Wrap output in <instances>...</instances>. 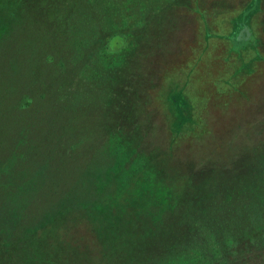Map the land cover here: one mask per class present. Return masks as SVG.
<instances>
[{
	"label": "trees",
	"instance_id": "1",
	"mask_svg": "<svg viewBox=\"0 0 264 264\" xmlns=\"http://www.w3.org/2000/svg\"><path fill=\"white\" fill-rule=\"evenodd\" d=\"M169 1L160 0L158 10L146 8L137 24L121 26L115 20L123 14L119 0H0V191L4 193L0 229H11L15 236L24 229L23 223L37 225L36 246L43 252H35L34 264H168L169 259L183 258L190 252L196 232H206L210 244L217 245L214 253L223 264H234L236 254L243 259L242 254L264 253V179L253 180L249 186L247 174L241 184L236 181L241 173H234L232 167L195 171L188 164L178 166L169 161L171 153L140 150L136 118L149 98L146 85L137 80L140 68L123 67L116 78L99 67L108 39L134 29L146 33ZM260 3L252 0L251 9L232 20L236 24L231 36L233 48L237 43L244 45L238 52L241 58L255 53L263 59L258 42H253V17L248 15L253 10L259 13ZM122 19L126 22V17ZM246 34L248 38H244ZM242 63L247 64L246 69L250 66L245 60ZM85 64L97 75L94 82L87 88L82 82L69 110L65 102L62 106L74 122L85 123L92 116L102 120L108 128L107 140L76 182L54 198L57 215L41 226L39 222L50 213L36 214L30 206L42 200L38 195L45 177L40 163L27 162L28 152L42 143L49 125L56 123L47 118L46 105L35 108L32 104L27 116H18L3 105L22 97L28 87L30 91L36 88L30 85H43L46 78L54 76L53 69H79ZM109 82L113 88L101 94L109 101L100 100V83ZM169 93L168 104L177 116V128L192 123V101L175 86ZM215 173L226 190L218 207L211 203L207 218L212 220L213 213L217 217L213 219L221 224L217 225L223 230V238L217 233L221 245L201 222L208 196L205 180ZM86 216L91 224L75 219ZM55 219L65 221L58 227ZM102 220L108 222L107 229L99 228ZM231 220H244L247 227L241 225L238 231L236 225L228 226ZM210 249L201 251L202 255H212L208 254L213 253L211 245ZM225 255L228 262H224ZM252 263L264 264L258 260Z\"/></svg>",
	"mask_w": 264,
	"mask_h": 264
},
{
	"label": "rangeland",
	"instance_id": "2",
	"mask_svg": "<svg viewBox=\"0 0 264 264\" xmlns=\"http://www.w3.org/2000/svg\"><path fill=\"white\" fill-rule=\"evenodd\" d=\"M251 1L170 0L159 12L156 22L145 29L147 34L134 29L108 39L100 69L109 71L111 76L117 78L116 72H121L123 67L140 68L142 73L137 80L141 79L142 86L146 85L149 98L143 103L144 108L139 109L136 118L140 129L137 137L140 150L162 155L171 153L170 158L167 156L169 161L171 159L178 166L188 164L195 171L232 167L234 173H241L236 180L241 184L247 174L249 186L253 180L264 179V0H259V13L253 10L248 14L253 17L250 22L254 29L253 42H258L263 59L256 58L255 53L241 58L238 52L243 50V42L233 48L231 41L236 28L232 20L250 10ZM179 3L183 6L179 7ZM119 4L123 14L119 13L115 20L121 26L137 24L135 22L142 17L146 8L150 12L160 8V0H119ZM124 16L126 22L122 19ZM138 33L141 34L134 35ZM248 37L249 34L244 35V38ZM142 40L144 43L140 44ZM242 60L249 62L247 69L244 68L247 64L244 65ZM89 66L85 64L79 69L55 68L54 76L46 78L43 85L31 83L30 86L36 88L30 91L28 87L22 97L19 95V98H13L3 105L5 109L17 112L18 116H27L32 104L34 107L46 105L44 111L47 118L56 123L49 125L42 143L28 152L27 162L40 163L39 170L45 177L38 195L42 200L30 206L36 214L50 213L49 217L45 215L39 222L41 226L48 225L51 217L57 215L54 198L76 182L107 140L108 128L102 120L92 116L85 123L74 122L62 106L65 102L69 110V103L79 95L78 87L82 82L87 85L85 88L94 82L97 75L91 72ZM130 72H133L131 68ZM100 84L99 99L109 101L107 96L101 94L111 90L113 84ZM174 86L184 92L193 104L192 123L183 128H177V116L168 104L169 92ZM216 175L211 174L205 180L208 196L204 200L206 206L201 222L206 224L221 245L222 239L217 235L221 232L223 238V230L217 226L221 224L213 219L217 218L213 213L212 220L207 218L208 209L211 213V203L218 207L223 199L221 193L226 190ZM2 194L0 191V202L4 198ZM226 203L227 200L224 202L225 208ZM75 219L85 225L91 224L88 216ZM64 221L55 219V225L60 227ZM26 222L29 223L28 220ZM98 225L100 229L109 227L108 222L103 220ZM230 225H236L238 231L241 225L247 227L244 220H231ZM22 227V232L14 233L15 236L11 229L8 232L0 229V264H34L35 252H43L41 246H36L37 225L29 227L23 223ZM128 236L130 238L132 233ZM193 237L192 242L195 243L188 248L187 252H190L183 258L176 256L169 259L168 264H223L222 258L214 253L217 251L214 246L217 245L210 244L206 232H196ZM210 245L213 247L210 252L213 253L208 254L215 256L204 257L201 251L211 250ZM234 256V264H254L252 262L257 260L264 263V253L248 257L242 254L243 259L237 254ZM228 258L225 255L224 262H228Z\"/></svg>",
	"mask_w": 264,
	"mask_h": 264
}]
</instances>
